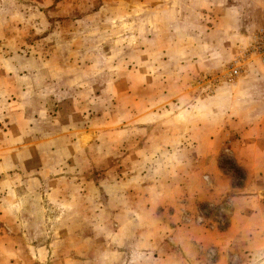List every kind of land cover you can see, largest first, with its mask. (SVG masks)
<instances>
[{"label":"clouds","instance_id":"1","mask_svg":"<svg viewBox=\"0 0 264 264\" xmlns=\"http://www.w3.org/2000/svg\"><path fill=\"white\" fill-rule=\"evenodd\" d=\"M69 9L81 13L71 40L61 39L58 24L35 46L23 39L26 29L0 46V123L7 118L21 132L6 134L7 144H21L65 101L87 114L90 129L57 144L34 138L35 155L25 146L18 164L9 157L14 149L3 151L0 220L15 233L0 236V264H35L38 240L55 248L77 219L91 228L90 239H127L125 264H148L149 237L133 229L145 224L147 205L170 195L190 149L213 150L230 129L252 141L239 149L247 167L264 168L253 139L264 133V65L229 69L236 56L224 40L234 39L233 10L225 12L222 0H81ZM40 19L37 34L50 27ZM53 40L45 53L41 44ZM108 208L121 211L115 235ZM242 255L244 264H264V215L245 228ZM114 260L102 246L86 264Z\"/></svg>","mask_w":264,"mask_h":264},{"label":"rangeland","instance_id":"2","mask_svg":"<svg viewBox=\"0 0 264 264\" xmlns=\"http://www.w3.org/2000/svg\"><path fill=\"white\" fill-rule=\"evenodd\" d=\"M86 4L87 0H83ZM81 0H0V46L5 45L8 41L12 40L13 37L18 35V30H25L26 35L23 37L28 45L35 46L38 42L43 41L45 37L49 36L54 30H56L57 25H60V30L62 32L61 39L63 41H69L72 38V28L71 24L73 20L80 17L81 13L79 11H72L68 8V5H72L75 9ZM223 10H233V18L230 21L232 26V31L229 32V36H232V40H224V47L226 49H231L233 54L236 56V60L240 59L243 51L248 45L247 35L252 34L255 30L264 27V0H222ZM43 15L44 22L50 25L47 30L42 31L41 34H37V29H43L44 23H42L40 17ZM55 44V40L52 43L41 44L42 50L47 53L49 52ZM234 62V61H233ZM232 65H229V69ZM249 70V69H248ZM247 70V71H248ZM246 72V71H245ZM264 88V84L261 85ZM100 92L97 90L96 96H99ZM59 104V108L55 107ZM90 111L95 106H89ZM55 111H59L58 123L64 124L66 127H71L73 132H84L89 133L90 129L88 122L85 119L87 114H81L75 111L72 107L71 101H65L62 103H55L50 107L49 116L50 120L43 121L40 123L39 129L33 132L26 138V143H29L30 139L38 137L39 134H43L44 131L48 129H53L56 126L57 121L54 115ZM95 111H92V115H96ZM91 117H89L90 119ZM57 123V124H58ZM32 127V126H31ZM20 131V130H19ZM230 132V129H226L222 134ZM233 133V131H232ZM13 135V132H11ZM34 134L36 136H34ZM21 136V132H20ZM223 137V139H221ZM62 138L58 140L61 141ZM219 140L225 144L226 137L220 136ZM241 138L238 133H234L231 141H228L224 148L226 151H219L217 158V165L219 170L231 179L232 185L235 187H241L245 183L249 182V186L253 189L252 192H256L253 196L259 193V200L264 205V173L260 174V178L250 179L247 175L246 170H244L235 161L233 150L238 146ZM223 148V147H222ZM24 149V148H23ZM194 149V148H193ZM193 149H190L186 155L193 154ZM22 148H16L11 154V162L13 164L19 163L18 152ZM24 151V150H23ZM21 151V152H23ZM55 151V147H53ZM28 153L35 155L34 147H28ZM185 155V157H186ZM71 163V161H69ZM184 164V163H183ZM37 165V164H36ZM192 165V164H189ZM29 168H34V162H28ZM38 166V165H37ZM191 167H187L186 170L189 171ZM184 167L182 168V172ZM182 172L172 187L177 185L178 181H181ZM99 175V173H97ZM209 184V182H207ZM208 193L210 194L209 200L205 203H199L195 210L190 212L179 213V217L173 216V210L166 211V216L164 217L168 223L175 225L180 223L195 224L202 226L209 232L212 231H224L228 225L231 218V206L230 197L232 195H220L215 198L212 195L213 189L206 187ZM138 201L132 200L135 204ZM149 205L146 206V210L149 212ZM188 208V206H187ZM162 211V210H160ZM109 216V230L115 235L119 233L121 224V211L119 208L113 210L111 208L107 209ZM165 214H163L164 216ZM160 214L158 212H149V216L145 224L141 227L133 229L136 237L147 236L149 237V244L151 245V260L148 264H214L217 255L214 248L201 249L190 246H185L184 242L181 241L180 247H175L173 245L161 242L160 238H163V233L167 235L170 234L169 231L161 225L164 223L160 219ZM158 225V227H156ZM15 226L7 221L0 220V236L8 234L9 236L14 235ZM93 236L92 230L86 223L81 219H77L73 222L70 228L62 229L59 233V243L55 248L51 247L52 240L40 238L38 240L39 246L35 249V264H86V257L91 258L93 251L99 247H108V249L115 254V260L112 264H125L124 256L127 253V239L118 242L105 241L103 238L99 240L90 239ZM156 236L155 241L150 239ZM205 250V254H204ZM204 254V258H203ZM228 263L230 264H244V258L241 256L236 260L235 253H228Z\"/></svg>","mask_w":264,"mask_h":264},{"label":"crops","instance_id":"3","mask_svg":"<svg viewBox=\"0 0 264 264\" xmlns=\"http://www.w3.org/2000/svg\"><path fill=\"white\" fill-rule=\"evenodd\" d=\"M55 107L59 108L60 106L58 104ZM58 114L59 111H55L54 115L57 117H53L57 123L59 122ZM57 123L53 129H48L47 131H44L43 134H39L38 140H51L54 144H57L60 138H67L69 134L73 132V130L70 131L71 127H67L68 131L65 132L64 129L66 126H64V124ZM11 132H13V135ZM8 133L11 134V139L20 137L18 126L14 123H10L9 120L5 118L3 123H0V164H3L4 162L2 156L4 150L22 148V150H20L21 152L24 150L23 148L25 146L32 145L34 138H38L34 137L29 140V143H26V138L24 137L21 144L9 145L6 143L9 139V136L6 135ZM234 133L236 132L233 131L232 133V130H230V132H227L226 134L221 133L220 136L226 137V144L228 141H231ZM34 136L36 135L34 134ZM240 138L241 140L238 146H236L233 150L235 161L241 164L240 166L246 170L250 179L255 178L258 180V178H260V174L264 173V168L252 170L247 167V161L240 155L239 149L243 148L246 144H249L252 141L243 140L241 136ZM221 139H223V137ZM253 139L257 141V146L264 150V133H260L258 137ZM225 144L218 138L216 144L213 146V150L204 151L203 154L200 151H196L194 147L193 154L190 153L184 158V170L182 172L181 181H178L177 185L172 187L170 195L157 201L154 207L151 204H149L148 207L149 212H158L160 214V219L164 221L161 225L166 229V231L170 232L167 236L163 233V238H160L161 242H165L169 245V247L170 245L180 247L179 242L183 241L185 246L192 245L195 248L199 247V250L200 248L205 250L208 248H214L217 255V259L214 264H230L227 261V255L229 252L235 253L236 260L239 259L240 256L242 258V239L245 235V228L249 224L255 225L260 223V217L261 215H264V205L259 200V193H257L256 196H253L256 192H252L253 189L249 186V182L245 183V185L241 187H235L232 185L231 179L219 170L217 165L218 152L226 151L224 147L227 145ZM13 151L14 150L10 151V153ZM9 157L11 158V154H9ZM187 167H191V169L187 171ZM34 168H38L36 163ZM207 182H209V184H207ZM208 185L210 189H213L212 195L215 198L220 195H232L229 199L231 206V218L229 220L228 227L224 231L209 232L199 225L186 224V222L172 225L165 220L164 217L166 216V211L168 210H173V216L179 217V213L190 212L195 210L199 203L203 204L205 201H210V194L206 188ZM253 197L256 198L255 206H253L250 202ZM163 214L165 215L163 216ZM156 227H158V225H156ZM150 239L155 241L156 236L153 238L151 237Z\"/></svg>","mask_w":264,"mask_h":264},{"label":"built area","instance_id":"4","mask_svg":"<svg viewBox=\"0 0 264 264\" xmlns=\"http://www.w3.org/2000/svg\"><path fill=\"white\" fill-rule=\"evenodd\" d=\"M248 45L243 51L240 59L234 61L230 70L238 64L243 71L249 67H259L264 65V27L255 30L252 34L247 35Z\"/></svg>","mask_w":264,"mask_h":264}]
</instances>
